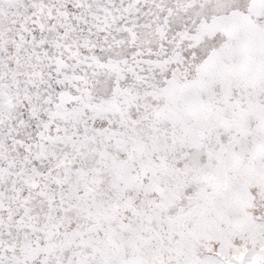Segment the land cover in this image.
Returning a JSON list of instances; mask_svg holds the SVG:
<instances>
[{
	"label": "snow or ice",
	"instance_id": "1",
	"mask_svg": "<svg viewBox=\"0 0 264 264\" xmlns=\"http://www.w3.org/2000/svg\"><path fill=\"white\" fill-rule=\"evenodd\" d=\"M0 264H264V0H0Z\"/></svg>",
	"mask_w": 264,
	"mask_h": 264
}]
</instances>
